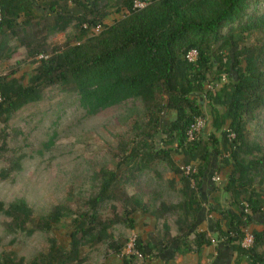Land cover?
<instances>
[{
    "label": "trees",
    "instance_id": "1",
    "mask_svg": "<svg viewBox=\"0 0 264 264\" xmlns=\"http://www.w3.org/2000/svg\"><path fill=\"white\" fill-rule=\"evenodd\" d=\"M134 1L0 0V61L18 48H25L27 58L41 57L26 80L12 73L0 75L1 124L6 126L14 113L40 101L43 90L51 87L76 95L88 117L130 101L140 107L119 142L114 155L118 162L92 174L95 187L86 211L73 219L69 250H59L50 239L42 258L26 263L9 252L0 256V264H71L79 261L82 247L101 243L120 254L125 243L113 239L109 230L115 225L133 230L135 211L157 220L175 216L176 234L171 236L170 227L163 224L160 249L173 256L199 254L213 239L196 228L202 210L200 185L211 167H231L222 189L235 210L233 215L217 211L221 221L216 223V237L236 255L234 264H264V226L251 233V248L241 247L245 229L264 210V148L247 129L264 112V0H151L133 11ZM110 8L123 16L104 25ZM97 26L102 30L91 33ZM71 27L75 33L64 43L47 42ZM255 33L262 34L261 42L249 44L248 36ZM191 51L197 52L194 62L186 59ZM203 105L220 138L211 133L207 139L199 135L188 142L191 125L205 117ZM173 153L181 154L182 165ZM160 165L180 178L177 184L169 182L175 186L176 203L162 202L155 208L139 192L129 195L127 188L144 175L160 176ZM188 165L193 167L185 176L180 167ZM20 170L17 159L0 177ZM112 203L119 205L121 214L102 220L101 208ZM70 214L55 207L40 218V227L29 228L33 212L24 199L9 204L0 200V215L9 219L6 229L28 236L48 233L52 224ZM147 247L136 239L135 248L144 256ZM123 264L131 263L123 259Z\"/></svg>",
    "mask_w": 264,
    "mask_h": 264
},
{
    "label": "rangeland",
    "instance_id": "2",
    "mask_svg": "<svg viewBox=\"0 0 264 264\" xmlns=\"http://www.w3.org/2000/svg\"><path fill=\"white\" fill-rule=\"evenodd\" d=\"M107 11L104 25H112L123 16L115 12L114 8ZM74 33L71 27L65 33L51 36L47 42L62 44ZM262 38V34L255 33L249 35L247 41L249 44L259 43ZM15 45L14 41L10 43L11 47ZM26 53L25 48L12 50L7 58L0 61V75L12 73L13 77L24 76L26 80L39 60L38 57L27 58ZM216 89H219V85ZM139 109L138 104L130 101L88 117L80 108L76 95L51 87L43 90L40 101L28 104L14 113L6 126L0 123V172L8 169L17 159H20L21 165L20 171L7 172L0 177V200L9 204L16 199H24L33 212L29 228L35 225L40 227V218L55 207H62L71 213L60 222L52 224L48 233L41 230L31 236L8 231L6 223H9V219L0 215V256L13 252L24 262H31L48 254L50 239L56 241L59 250H69L70 234L76 227L73 219L86 211L85 202L95 187L92 174L100 167L112 168L118 162L114 155L119 142L132 123L134 112ZM203 110L206 122L199 134L200 138L207 139L213 133L219 139L220 133L212 129L209 108L203 105ZM247 129L250 138L256 139L264 148V112ZM172 157L178 165H182L180 153H173ZM211 169L213 176L215 174L219 179L214 181L218 192L225 193L222 186L231 167ZM158 174L160 176L147 174L138 178L134 182L136 185L128 186V194L139 192L144 201L155 208L162 202L176 203L175 186L169 182L177 184L180 175H174L161 165ZM226 197L229 202L227 194ZM215 202L224 205L226 200L219 196ZM120 214L121 209L115 203L103 206L100 211L102 220H110ZM132 217L135 220L133 230L122 225H115L109 230L113 239L125 243L120 254L112 253L105 243L84 246L79 250V261L71 264H123V259L131 264H160L156 248H160L159 242L164 235L163 224L170 227V235L174 236L176 217L166 215L162 220H157L141 211H135ZM253 231L245 229L248 233ZM132 237L143 242L144 246L148 245L147 254L143 258L132 259L127 252Z\"/></svg>",
    "mask_w": 264,
    "mask_h": 264
},
{
    "label": "crops",
    "instance_id": "3",
    "mask_svg": "<svg viewBox=\"0 0 264 264\" xmlns=\"http://www.w3.org/2000/svg\"><path fill=\"white\" fill-rule=\"evenodd\" d=\"M212 163V162H211ZM212 166H215V159H213ZM213 174L207 172L201 188L199 191V199L201 201L202 210L197 218V231H205L213 239L217 240L215 234V227L218 221H221V217L218 214V210L227 212L228 214H235L234 209L229 206L227 202L228 198L226 193H220L217 190V185L213 181ZM221 196L226 200L224 205L215 202L217 197ZM225 221L220 222V225L224 228ZM264 226V210L261 214L256 215L252 219V223L247 228L260 231ZM157 261L160 264H234L236 255L233 251L220 243L219 241L209 246H204L199 254L188 253L184 255H178L177 257L173 253L157 248Z\"/></svg>",
    "mask_w": 264,
    "mask_h": 264
},
{
    "label": "built area",
    "instance_id": "4",
    "mask_svg": "<svg viewBox=\"0 0 264 264\" xmlns=\"http://www.w3.org/2000/svg\"><path fill=\"white\" fill-rule=\"evenodd\" d=\"M150 1L151 0H136V1H134L132 4V10L133 11L141 10L144 7H146L150 3ZM0 19H1V16H0ZM84 28H86V27L84 26ZM100 30H102V26H97L91 31V33L98 34L100 32ZM39 58H41V57H39ZM186 59L188 61H192V62L196 61L197 52L196 51L189 52L186 56ZM205 122H206L205 117L204 118L199 117L195 120V122L191 125L189 131L187 132V141L188 142H192L195 139H197V136L200 134L202 128L205 125ZM229 137L234 138V134L231 133L229 135ZM192 167H193L192 165H188L185 167L181 166L180 170L185 176H188L192 170ZM212 178H213V181L219 180L218 176H216L215 174ZM218 241L222 242L223 239L222 238H217V240L211 239L210 242H211V244H215ZM135 242H136L135 237H132L129 241V246H128L127 252L129 253L130 256L132 255V256H135L136 258H143L142 253H140L138 250H136ZM253 243H254L253 235L251 233L245 232L244 238L241 240V247L248 250L249 248H251L253 246Z\"/></svg>",
    "mask_w": 264,
    "mask_h": 264
},
{
    "label": "clouds",
    "instance_id": "5",
    "mask_svg": "<svg viewBox=\"0 0 264 264\" xmlns=\"http://www.w3.org/2000/svg\"><path fill=\"white\" fill-rule=\"evenodd\" d=\"M143 257H144V255H143Z\"/></svg>",
    "mask_w": 264,
    "mask_h": 264
}]
</instances>
